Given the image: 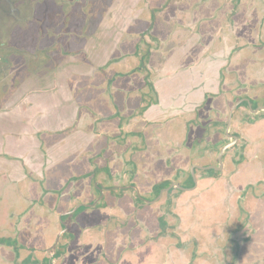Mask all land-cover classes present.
<instances>
[{
  "label": "flooded vegetation",
  "instance_id": "1",
  "mask_svg": "<svg viewBox=\"0 0 264 264\" xmlns=\"http://www.w3.org/2000/svg\"><path fill=\"white\" fill-rule=\"evenodd\" d=\"M45 1L48 0H0V23L4 21V17H6L10 22V25L6 28L8 31H12V27L18 22L24 24L25 26L23 29H25L26 25H28V21L31 19V22H34V24L38 26L36 28V35H56L54 34L55 30L52 26L49 28L48 25L44 26L45 21L42 17L32 18L35 13L37 14V8H43L44 10V7H47L48 4L49 6L51 5V2ZM51 1L54 3L53 5H55V7L59 8L57 14H60L62 20L65 19L69 21L72 17L70 14H73L75 18H82L80 23H83L84 28L79 30L80 33H77L78 35H98L99 33H104V35L109 36L107 39L114 40V37L110 38V34L112 33L114 35V30L116 29L112 23V17L117 15L118 12L120 15L117 16L121 18L122 15V21L129 24V26L131 25L134 30L143 26L144 22L147 23L145 17L140 16L141 13L133 15L132 0ZM207 1L208 0H203V2ZM123 2L125 4L124 9L120 6ZM241 4L243 6V0H238L237 5L241 6ZM25 8L28 9L27 14ZM259 9L263 12L264 5L259 6ZM123 10L124 12L121 14ZM142 10L143 9H141V12L144 14ZM253 10H255V7H253ZM151 13L153 16L154 12L152 11ZM233 13L234 11H229L231 16ZM249 14L251 15V11ZM253 14L255 15V12ZM42 15L45 17L44 13ZM244 16L245 15H242L243 20L245 18ZM250 17H252V15ZM250 17L244 20L245 22H241L242 25L240 29H244L245 35L231 36L232 43H236L237 46L232 48L231 54L226 59V65L222 67L218 76L215 77V81L217 82V85L215 83V89H217V92L203 96L204 98L198 102L199 104H196L191 110L175 115L173 119L164 118L158 123L162 141L157 139V143L161 141L159 145L156 144L157 149L167 150L169 153L171 152L174 157L178 158L176 162H173L176 164L179 163L178 167H170L173 170L172 179L169 178L167 181L165 180V176L162 175L164 167H162V169L155 167L157 163L154 161L156 158H154L153 155H147L144 159L145 154L151 153V149L146 144L133 147V142L142 140L143 135L145 136L144 133L139 131H125L121 133L116 130L115 132L118 133L119 138H115L114 143H112V135L115 134L114 131L107 127H101L102 123H104L103 121L106 122L112 115L110 113H106V116H102V123L98 125L97 114L99 113L87 112L89 117L92 118V123L94 124L93 130L97 135V140L92 142L91 145L83 147L86 140L88 142L90 138L87 139V136H83L82 140L78 141L76 137H68L67 139L69 140L67 143L63 144L66 148L65 157H62L60 162L59 160L56 163L53 161L51 162L46 156V164L43 165L45 163H43V160V164L41 165L37 162L38 159L36 158H24V160L22 158H17L16 155H7L3 153V155L14 158L17 163L6 161L4 157L0 160V181L2 179H6L12 183H22L26 181V187H29L31 184L32 189L37 188L40 195L41 193L54 195L58 193L62 194L63 197L60 200H62L61 202H64L67 207V210H65L66 207L63 208L64 211L61 210L62 212L58 213L56 217V227L54 229V232L56 231L55 239L51 245H48L43 257H39L37 254V256L33 258L28 254L18 264H56V260L64 255L65 249L70 247V245L79 238L82 230L84 233L86 232L87 227L83 229V227L81 228L79 223H77L80 219L82 220L85 212L94 213L101 208H106L108 203H111L110 208L112 210L119 209V202L124 198L127 199L130 206V212L125 218V221H127L125 224L130 225L126 230L129 244H131V226H133L139 229V232L143 233L142 240L144 243L155 245L158 244L159 241L173 243L176 250L183 249V251L188 254L184 253V258L188 256L190 260L192 258L197 260L196 254L198 252L195 249L196 245H199L198 247H201L202 244L205 245V247H203L204 250L201 249L199 255L207 259L213 257V247L221 242L220 248L218 249L220 251L219 256L216 257L219 264H241L240 260L244 258L248 251V245L252 242L250 238L254 232L259 239L257 247H255L254 255L255 258L258 256L260 260L263 259L264 264V142L256 144V138H258V133L260 131L262 132L261 137L264 138V126H261V128L257 126L255 129L252 127L260 119H264V82H260L257 74L259 68L264 69V15H261L259 18ZM168 18H170V16H168ZM102 22L108 25L102 24L101 26ZM178 24V21H175L174 27ZM129 26H127V28H129ZM149 26H146V28H149ZM146 28L140 31L138 41L135 45L136 50L142 47L139 54L140 65L143 63L144 59L147 58L148 52L151 49L148 47L146 49L143 48L148 45L143 39L145 35H149V30H146ZM181 28V32L173 31V35L169 38L166 37V42H159L158 39L157 42L160 43L159 49L161 52L168 54H161V56H159L161 60H159L158 69L162 68L164 62L169 63L168 65L177 62L179 67L196 64L198 62L200 56L196 54L195 49L191 48L186 51L180 49L181 44L179 43H181V41L184 42L185 39H191V36L187 35V32H185L189 27L186 26L184 28L181 26L180 29ZM94 29L96 31H94ZM176 29H179V27ZM74 33V31L70 30L64 32V35H72ZM158 34L162 35L164 33L160 31ZM57 35H59V33ZM132 40L133 35L130 34L126 35V37L120 41H123L126 45H130L133 43ZM212 41L208 43V45L212 43V47L206 50L203 60L213 54L215 57V54L220 51V48L224 44L221 40L214 39V41ZM214 43L215 47L213 46ZM164 45L168 47L173 46V49H168V47L163 48ZM117 47L118 46L115 45V49H117ZM35 50L37 51L34 55L39 53L43 59L45 58L43 70L47 72L48 56H50L48 54V39L44 49L36 48ZM40 50H42L41 53ZM59 52V54H62L60 50ZM181 56L184 62L180 60ZM2 61H5L4 55L0 56V64ZM180 62H183V64H180ZM39 65L37 64V66L32 68L38 71L42 69L38 68ZM254 65H258L259 67L256 69ZM172 66L178 67L174 64H172ZM234 66H237L238 70L241 68L243 71L242 78H235L236 71L238 70L234 69ZM158 69L156 71H158ZM29 71L34 70L30 69ZM31 78L32 77L28 80ZM45 79H48L49 87L55 82L54 76L52 75L49 78L47 72L44 76L34 80L36 81L34 86H26L24 84L26 81L24 80L23 82L22 80L20 82L19 78L12 79L11 83L14 86V90L17 91H24L30 87H35L40 90L41 88H48L43 87V82H46ZM212 82L211 80V83ZM87 83L88 82H85V80H80L76 84L73 83V85L76 86L75 91L81 87L87 88ZM105 84L109 86L107 88H111V79L106 81ZM152 90L153 93L156 92L153 87ZM31 93L34 92H30L29 95H31ZM48 96L52 97L51 95ZM3 98H5V96ZM7 99L8 98L5 99V102ZM115 106L116 105L111 107ZM192 112L193 115L191 116L190 113ZM213 114L217 116L215 120L212 119ZM229 114L230 120L228 126ZM64 130L67 129L64 128ZM172 133L173 137L170 136ZM149 134H152V137L156 138L153 133ZM166 134L167 138H165ZM59 135H63V131L53 134L48 133V140L46 136L40 135L38 137L40 146L45 148V146L50 145L51 142L59 140ZM102 141L104 147L98 151V153L88 148L90 146L92 148L98 143L97 146L101 147ZM187 141H189L190 144L185 146V142L187 143ZM202 144H204L203 147H201ZM111 145L125 146L123 151H121L125 153L122 154L125 155V158L120 159L124 162L121 163L124 166L121 169L122 172L119 179L112 173V166H110L112 160L106 159L107 151ZM13 146L15 148L17 143H13ZM54 146L55 145H51L48 150ZM74 146L79 149V152L75 157L69 158L71 154L70 149ZM65 148H61L58 151L63 152ZM222 149L224 150L221 154L220 164L218 161ZM164 151H162V153ZM154 152L160 153L161 151L155 149ZM142 153L144 154L142 155ZM91 158H93V160ZM100 161H103V163L100 164ZM144 161L147 165V168H144L146 171L145 175L141 172L138 173L137 170L140 162L144 163ZM149 161L154 162V164ZM189 161L194 162V164L190 165L194 172L193 175L191 174V169L181 171L179 167L182 163H187L186 165H188ZM259 164L263 165V169H261L262 167H260L261 165ZM83 166H87L85 169L87 171L80 174L79 170L80 168L82 169ZM2 168L8 169L13 180L8 179L9 177H7V175L9 176V174L4 172V170L1 171ZM227 170H229V172L235 171L230 177V183L221 178L222 175L225 174L224 171ZM48 171H53V180L51 182H48ZM37 176L39 177L38 179ZM140 177L142 179L147 178V180L144 181L147 184L146 187L144 183L138 184L139 180L136 179ZM45 178L47 180L46 183L44 182ZM88 178L91 182L90 191L93 193L92 200L87 202L77 201L71 204L69 200L75 199L80 194H83L79 188L82 186L83 180ZM203 183H205V185L202 195H206V206L202 209V206L199 205L201 213L197 218L196 224H191L193 226L189 225L190 231L189 229L181 230L180 224H176L175 219V217L179 216L174 207V205H176L174 204L175 194H194ZM68 184L70 185L68 186ZM234 184L236 187H233ZM177 185L182 189L177 188ZM168 187L170 188L165 190ZM227 189H229V192H227ZM17 194L19 196L20 193L17 192ZM35 196L34 192V197ZM162 199H166L163 204L167 206L161 214L155 215L156 224L150 227L147 222L148 214L140 212L145 208L153 207ZM69 204L71 206H69ZM171 206L172 208H170ZM259 206L262 207V213ZM232 210H236L238 223H235L233 220L232 214H234V212ZM167 214L174 219L172 223H170V221L166 222L165 215ZM63 216L66 218L63 219ZM114 217L115 215L106 219L108 225L104 222L105 225L99 237L102 242L101 247L105 246L106 248V246H108L110 235H112V230L114 231L115 228L112 224ZM88 231L95 233L96 228L92 227ZM188 231V235L185 234L188 236L187 239H185L186 241H180V238L184 236L183 234ZM190 233H192V235ZM195 238H197V241L204 239L205 242L200 244L195 241ZM1 239L9 240L8 244L3 242L0 243L1 246H11L14 253L16 252L17 241H13L11 238L7 237ZM159 256L163 258L166 255L159 254ZM172 256L174 257V255ZM16 258H18V255H16ZM37 258L41 260V262H37ZM182 262L185 261L182 260L180 256H177L175 264H180ZM12 264L17 263L13 261ZM186 264H190V261L188 263L186 262Z\"/></svg>",
  "mask_w": 264,
  "mask_h": 264
},
{
  "label": "rangeland",
  "instance_id": "2",
  "mask_svg": "<svg viewBox=\"0 0 264 264\" xmlns=\"http://www.w3.org/2000/svg\"><path fill=\"white\" fill-rule=\"evenodd\" d=\"M193 1L194 0H132L133 15L141 13L140 16L145 17L147 23L144 22L143 26L134 30L132 29L131 25L129 26V24H126L124 21H122V15L121 18L118 17L120 15L118 12V16L115 15L112 17V23L116 29L114 30V35L112 33L110 34V38L114 37V40L109 38L107 39L109 36L104 35V33H99L98 35H78L80 33L79 30L84 28L83 23H80L82 18H75L73 14H70L72 17L69 21H66L65 19L62 20L60 14H57L59 12V8L55 7L51 0L45 1L51 2V5L49 6L48 4L47 7H44V10L42 7V9L37 8V14L35 13L32 18L42 17L45 21L44 26L48 25V28L52 26V28L55 30L54 34L56 35H36V28L38 26L34 24V22H31V19L28 21V25H26L25 29H23L25 25L18 22L12 27V31H8L6 27L10 25V22L6 19V17H4V21L0 23V56L4 55L6 61H3L0 64V78H4V80H2L4 90L0 91V97H10L12 98L11 100L14 101L23 94L29 95L30 92H41L43 95H51L52 97L55 95H62L71 99L70 96H72L73 100L71 99L70 103L73 102L77 105V107H79L78 114L73 118V121H70V125L67 128L65 127L67 130H63V135H59V140L51 142L50 145L45 146V148L42 146L40 147L41 154L37 161L39 164L42 165L45 162L43 164L45 165L47 158L54 163H56L58 160L60 162L62 157H65L66 148L63 144L67 143L69 140L67 138L72 137V134L75 133V130L78 127L80 130H84V135L87 136V139L90 138V141L87 142L86 140V143L83 145V147L91 145L92 142L97 140V135L93 130L94 124L92 123V118L87 114L89 111L95 113V107L98 110L104 112L97 114L98 125L102 123V116H106V113L112 114L107 119V121H103L104 123L101 125V127H107L108 129L114 131L115 134L112 135V143H114L115 138H119L117 132L124 133L125 131H139L144 133L143 127H145V136L143 135L142 140L134 141L133 147H139L143 144H146L151 149V153L145 154L144 159L147 155H153L154 158H157L158 155L161 156L163 154L154 152L155 149L157 150L156 144L157 139H159L155 133L157 130L159 132L160 127L157 129V124L160 122L155 120L151 123V126L148 127L147 124L142 123L143 118H141V114L148 107V105H150V103L154 102L155 100V97L153 96L155 94L153 93L152 86L158 84V82L161 81V76L156 71L159 68V60H161L159 57L161 56V53H159L161 50L159 49V42H157V36L160 35L158 32L161 31L164 33L161 36L173 35V31H182V28L180 29V27L183 24L189 25L190 27L194 26V24L197 23L196 20H199L205 16V3L203 0H200V2L203 3V7H200V12L197 13L196 17H194L191 15L192 12L190 10L193 5ZM237 2L238 0H230L229 3H226L225 0H218L217 7L218 9L223 7L222 11H224L226 6L229 5L233 8L230 9V12H233L237 6ZM263 3L264 0H243V6L242 4L241 6L244 8V15H249V12L251 11V14L253 15L252 17L254 18H259L261 15L263 16L264 10L262 12L259 9V6L264 5ZM124 5L125 4L123 2L120 6H122L124 9ZM253 7H255V10H253ZM141 9H143L142 11H144V14L141 12ZM152 11L154 12L153 16L151 15ZM25 12L27 14L28 9H26ZM123 12L124 10L121 12V14ZM254 12L255 15L253 14ZM43 13L45 17L42 15ZM168 16H170V18H168ZM227 16L230 17L231 15L228 14ZM247 18L245 17V20ZM175 21H178L180 25L178 24L176 27H174ZM102 24L108 25L105 22H102L101 26ZM127 26H129V28H127ZM146 26H149V28H146ZM178 27L179 29H176ZM144 28L149 30V35H145L143 38L144 42L148 44L143 48L146 49L148 47L151 49L148 52L147 58H145L143 63L140 65L139 54L142 47L136 50L135 45L138 41L140 31L144 30ZM70 30L74 31L75 33L72 35H64V32ZM94 31L96 30L94 29ZM58 33L59 35H57ZM130 34L134 35L132 44L126 45L123 41L120 42V40L125 38L126 35ZM47 39L48 54L50 55L48 56L47 72L49 78L52 75L54 76V84L51 87L48 86V88H41L40 90L36 89L35 87H30L24 91L14 90V86L11 83L12 79L19 78L20 82L22 80L24 82V80L26 81L30 77H34L35 80L47 73L45 70H43L45 58L43 59L39 53L34 55V53L37 51L35 50L36 48L44 49L45 44H47ZM115 45L118 46L117 49H115ZM59 50L62 54H59ZM41 52L42 50H40V53ZM37 64H40L38 68L42 69H37L38 71H35V69L32 67L37 66ZM175 64L178 66L177 62H175ZM258 67V65H254V68L257 69ZM178 68L179 66L177 69ZM28 69H32L34 71H29ZM109 79L112 81V84L110 85L111 88H107L109 86L105 84V82ZM80 80H85V82H88L86 86L87 88L81 87L75 91L76 86H74L73 83L76 84ZM24 84L26 85V82H24ZM116 94L118 96L121 94V98L114 96ZM31 95L34 96L37 94L31 93ZM116 99H118L117 102ZM100 102L102 106H100ZM114 103L116 106L111 107L114 106ZM190 114L192 116L193 112ZM216 118L217 116L213 114L212 119L215 120ZM116 130L117 132H115ZM148 133H153L156 138L150 136L147 137L146 134ZM47 138L48 137H46V139ZM165 138H167V134L165 135ZM98 144H95L92 148L91 146L88 148L93 149L95 153H98V151L104 147L103 141L101 142V147L97 146ZM189 144V141H187V143L185 142V146H188ZM51 145H55L53 147L54 151H58L61 148L65 149H63V152H55L51 158L48 157V148ZM203 146L204 144L201 145V147ZM124 147L125 146L111 145L107 151L106 159L112 160L110 164V166H112V173H114V176L118 179L120 178V174L122 172L121 169L124 166L121 164L124 162L120 160L125 158V155H122L125 153L121 152L123 151ZM70 152L71 154L69 158H73L79 152V149L74 146L70 149ZM143 154L144 153H142V155ZM3 157L6 161L17 163L14 158L3 155V153L0 152V160H2ZM91 159L93 160V158ZM166 161L168 162L162 171V175L165 176V180L167 181L169 178L172 179L173 176V170L170 167H178L179 163L176 164L172 161L171 163L169 160ZM149 162L154 164L152 161ZM99 163L101 164L103 161H100ZM186 164L187 163H182L179 165L181 171L189 170L190 165L194 164V162L189 161V164ZM146 166L147 165L145 164V161L144 163L140 162L137 168L138 173L141 172L143 175H145L146 171L144 168L146 169ZM86 167L87 166H83L82 169L80 168L79 173H85L87 171L85 170ZM155 167L162 169L160 163L155 164ZM3 170L9 174V176L7 175V177H9L8 179H12L8 169L6 170L2 168L1 171ZM234 172H229V170L224 171L225 174H223L221 178L224 179V181L227 180L229 182L231 181L230 177L232 174H234ZM52 175L53 171H48V182L53 180ZM38 178L39 177L37 176V179ZM136 180H139V185L144 183L146 187L147 184L144 181L147 180V178L142 179L140 177ZM44 182H47L46 178ZM26 185V181L22 183H12L6 179H2L0 181V239L7 237L11 238L13 241H17L15 253L11 246L3 247L0 244V264H12L13 261L18 264L28 254H30L33 258H35L37 254L39 257H43L46 248H48V245H51L55 239L56 231L54 232V229L56 227V217L58 213L62 212L61 210L66 207V204L60 200L63 197L62 194L58 193L57 195H54L41 193L40 195L37 191V188L32 189L31 184L29 187H26ZM69 185L70 184H68V186ZM90 185L91 182L89 178L83 180V184L79 188L83 194H80L79 196L77 195L78 197L69 200V202L72 204L77 201L87 202L92 200L93 193L90 191ZM204 185L205 183L201 184L199 189L195 191L194 194H175L174 204L176 205H174V207L176 208V212H180L179 216L175 217V219L176 224H180L179 226H181V230H187L189 229V225L196 224L197 218L201 213L199 205L202 206V209L205 208L206 195H202V192H204ZM233 187L236 186L233 185ZM13 191L19 192V196L17 192ZM34 192L36 195L35 197ZM227 192H229V189H227ZM165 200L162 199L153 207L145 208L140 212L143 214H148V226L152 227L151 225L156 224L155 215L157 216L161 214L166 208L167 205L165 206L163 204ZM119 205V209L112 210L110 208L111 203H108L106 208H101L94 213L85 212L82 220L80 219V221L77 223H79L83 229L87 227L86 232L84 233L82 230L79 238H77L76 241L70 245V247L65 249L64 255L56 260V264L91 263L90 261L94 260L101 251L102 242L99 239L101 236L100 232L105 225L104 222L106 221L109 214L118 215L120 219L113 220L112 224L115 226V228L114 231L112 230V235H110L109 243L106 247V253L104 254L105 257L102 260L103 263L101 262L100 264H116L118 259H120L119 261L122 262L128 257V259L135 260V264H145L146 261H152V264L162 262L161 260H163V258L153 250L147 249L146 252L139 253L135 250V247H132V250L127 252L124 251L127 249L124 247L128 241V234H126V230L130 226L125 224L127 223L125 218L130 212V206L126 198L121 200ZM69 206L71 205L69 204ZM170 208H172V206ZM65 210H67V207ZM232 211L234 212V214H232L233 220L235 223H238V215H236L235 212L236 210ZM65 218L66 217L63 216V219ZM165 220L166 222L170 221V223H172L174 219H172L167 214L165 215ZM92 227L96 228L95 233L88 231ZM131 227V240L135 242L142 240L143 233L139 232V229L133 226ZM190 230L191 229H189V231ZM189 231L183 234L184 236L180 238V241L187 239L188 236L186 235H188L187 233H189ZM190 234L192 235V233ZM116 238H119L120 240L118 246H116V243L118 242ZM195 241H197V238H195ZM201 241L197 242L200 244L205 242L204 239H201ZM165 245L167 248H169L167 243ZM172 245L173 244L170 243V246ZM198 246L196 245L195 247L196 251L198 252L196 254L197 260H195V258L190 260L187 256V258L183 259L185 262L180 264H186V262L188 263L189 261L190 264H219L216 259L220 252L218 249L213 247V257L204 259L205 257H201L199 252L201 249L204 250L203 247H205V245L202 244L201 247ZM178 253H180V257H184L185 252L183 249H179L177 251V256H179ZM16 255H18V258H16ZM174 260L176 261V257ZM204 260L207 261V263H204ZM36 261L41 262V260L38 258Z\"/></svg>",
  "mask_w": 264,
  "mask_h": 264
},
{
  "label": "crops",
  "instance_id": "3",
  "mask_svg": "<svg viewBox=\"0 0 264 264\" xmlns=\"http://www.w3.org/2000/svg\"><path fill=\"white\" fill-rule=\"evenodd\" d=\"M230 0H225L226 3H229ZM205 3V16L196 20L197 23L194 26L189 25H182L184 28L186 26L189 27L187 35L191 36V39H185L184 42L181 41L180 49L182 51L195 49L196 54L200 56L198 62L196 64H190L186 66H180L178 69L177 67H173L172 63L164 62L162 68L158 69V73L161 76V81L158 84L153 85V89L156 91L154 92L155 100L154 102L150 103L148 107L142 112L141 118H143L142 123L147 124L148 127L151 126V123L155 120L157 122H161L164 118H171L173 119L175 115H178L182 112H187L191 110L198 102L201 101L203 96H207L209 93L217 92L216 85L217 82L215 81V77L218 76V73L222 69L223 66L226 65V59L231 54L232 48L236 47V43H232L231 36L232 35H245L244 29L241 28L243 17L244 8L240 5H237L234 9V13L232 16L228 17L230 9H233L229 5L226 6V9L222 11L218 9L217 3L218 0H208ZM200 7H203V3L200 0H194L193 5L191 7V15L194 17L197 16V13L200 12ZM252 15V14H251ZM249 15H245L247 18ZM253 16V15H252ZM241 17V18H240ZM252 18V17H251ZM254 18V17H253ZM242 22V23H241ZM245 22V21H244ZM134 36V35H133ZM171 35H158L157 38L159 42H166V37L169 38ZM221 40L224 42L220 51H218L213 55H210L208 58H204L206 54V50L212 47V43L208 45L210 41ZM212 41V42H213ZM122 42V41H120ZM160 45V43H159ZM215 47V43L213 45ZM168 47L166 45L163 48ZM173 49V46L168 47ZM162 55H168L164 52H159ZM182 60V56L181 59ZM183 61V60H182ZM184 62V61H183ZM180 62V64H183ZM234 69L238 70L237 66L233 67ZM232 68V69H233ZM228 69V67H227ZM229 70V69H228ZM227 70V72H228ZM234 73V72H233ZM258 79L260 82H264V69H258ZM243 75V71L241 68L236 71V77H240ZM46 82H43V87H48V79H45ZM211 80L213 81L211 83ZM33 78L30 80H26L27 86H34ZM216 83V85H215ZM224 89V88H223ZM37 95H28L23 94L19 96L14 101L11 100L12 98H8L7 101L3 104L0 109V152L6 153L7 155H16L17 158L22 159H32L36 158L39 159L40 157V141L39 136L43 135L48 137V133H58L62 132L64 128L70 125V121H73V118L78 114V108L76 104H71V99L65 96H57L50 97L48 95H43L41 92H34ZM225 94V93H223ZM117 94L114 96H118L121 98V94ZM124 98V97H123ZM73 100V99H72ZM118 99H116V102ZM102 102V101H101ZM100 102V106H102ZM95 105V103L93 102ZM93 105V106H94ZM114 105H116L114 103ZM99 106V108H100ZM95 107V106H94ZM96 112L99 114L102 111L98 110L95 107ZM98 118V117H97ZM72 119V120H71ZM264 123V119H260L254 126V129L261 128ZM158 125V124H157ZM156 125V126H157ZM158 129V127H157ZM143 132L145 134V127H143ZM85 132L84 130H80L79 127L75 130L72 137H76L78 141H81ZM159 139L161 140V135L158 130L155 133ZM147 137H152V134H146ZM262 132L258 133V138H256V144L260 142H264V138L261 137ZM173 137V133L170 135ZM165 139V138H164ZM48 140V138H47ZM162 141V140H161ZM158 141L157 145H159ZM13 143H17V146L14 148ZM61 148V147H58ZM53 148L49 149L48 157L54 155L56 151ZM158 151H164V149H157ZM165 153V154H164ZM164 154V155H163ZM161 156L154 160L156 163H160L161 167H165L169 160L170 162H176L178 158L174 157V155L167 150L163 152ZM39 157V158H38ZM24 159V160H25ZM31 161V160H30ZM171 162V163H172ZM261 165V164H259ZM261 169H263V165H261ZM191 169V167L189 168ZM235 185V184H234ZM179 202V201H178ZM261 213L262 207L259 206ZM180 213L179 211L177 212ZM114 215L109 214L107 218H111ZM114 219H120L118 215H115ZM105 224L107 222L105 221ZM118 242L116 246L119 245V238H116ZM250 242L248 245V251L246 252L243 259L240 260L241 264H263V259L260 260L258 256L254 255L255 247H257V243L259 239L257 234L254 232L251 235ZM139 242V243H138ZM135 242L131 240V244L127 241L124 248L125 252L132 250V247H135V250L139 253L146 252L147 249L153 250L157 252V254L166 255L164 256L162 262H157V264H175L176 261L174 260L177 257V251L174 245L170 246V243L167 242L169 245L166 247L165 241H159L158 244H151V243H144L143 240ZM137 243V244H135ZM173 244V243H172ZM221 242L217 244L215 247L219 249ZM107 247V246H106ZM129 248V249H128ZM106 253V248L103 246L101 251L98 253L96 258L89 264H100L103 263V258L105 257L104 254ZM138 253V254H139ZM176 253V254H175ZM180 256V253H178ZM174 255V257L172 256ZM213 256V255H212ZM129 258V257H128ZM124 259L122 262L118 259L116 264H135V260L131 259ZM133 258V257H132ZM183 256L181 259L183 260ZM258 261V262H257ZM204 263L207 261L204 260ZM145 264H152V261H146Z\"/></svg>",
  "mask_w": 264,
  "mask_h": 264
},
{
  "label": "trees",
  "instance_id": "4",
  "mask_svg": "<svg viewBox=\"0 0 264 264\" xmlns=\"http://www.w3.org/2000/svg\"><path fill=\"white\" fill-rule=\"evenodd\" d=\"M0 76H1V69H0ZM2 80H4V78L1 77L0 78V91L4 90V85H2ZM5 99H6V97L0 99V109H1V106L3 105V103L5 102ZM82 209H83V207H82ZM2 242L8 244L9 243V240L8 239H0V243H2Z\"/></svg>",
  "mask_w": 264,
  "mask_h": 264
},
{
  "label": "water",
  "instance_id": "5",
  "mask_svg": "<svg viewBox=\"0 0 264 264\" xmlns=\"http://www.w3.org/2000/svg\"><path fill=\"white\" fill-rule=\"evenodd\" d=\"M229 120H230V114H229V116H228V126H229ZM227 126V127H228ZM223 150L224 149H222L221 150V152H220V155H219V161H218V163H220V161H221V154H222V152H223ZM221 164V163H220ZM191 174L193 175L194 174V172H193V169L191 168ZM177 188H179V189H182L181 187H179L178 185L176 186ZM170 187H168L167 189H165V190H168Z\"/></svg>",
  "mask_w": 264,
  "mask_h": 264
}]
</instances>
